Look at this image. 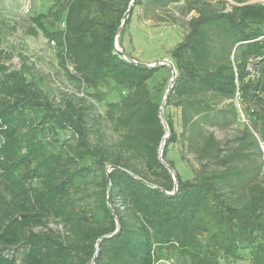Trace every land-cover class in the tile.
Wrapping results in <instances>:
<instances>
[{"label":"trees","instance_id":"1","mask_svg":"<svg viewBox=\"0 0 264 264\" xmlns=\"http://www.w3.org/2000/svg\"><path fill=\"white\" fill-rule=\"evenodd\" d=\"M132 1L66 0L64 27L55 30L42 20L59 21L60 10L33 20L55 41L69 78L100 100L102 87L125 91L106 102V120L120 135L114 146L92 140L100 119L84 103H55L24 60L13 69L12 54L0 51V264H264V183L235 167L184 180L167 158L181 138L201 156L217 151L214 134L203 129L219 119L217 99L237 98L264 143V4L233 0L231 10L215 12L190 0L197 15L170 53L176 73L168 69L167 77L176 76L165 106L179 110L178 134L172 115L166 124L161 117V88L148 84L166 66L135 63L115 48ZM148 1L164 7L180 0ZM132 15L119 34L122 49ZM213 34L225 40L219 48ZM86 179L99 181L100 217L84 205L92 197L81 185ZM57 219L65 234L36 231Z\"/></svg>","mask_w":264,"mask_h":264},{"label":"rangeland","instance_id":"2","mask_svg":"<svg viewBox=\"0 0 264 264\" xmlns=\"http://www.w3.org/2000/svg\"><path fill=\"white\" fill-rule=\"evenodd\" d=\"M66 0H0V51L12 54L8 64L13 69L21 67L23 60L31 67V78L55 103L63 100L81 101L88 107L92 116L99 117V132L91 135L92 140L114 146L120 139L105 117L106 102L119 101L125 91L114 87L100 90L106 94V100H100L95 91L78 80L68 77L66 69L58 57L57 45L52 44L44 33L34 23V18L46 14L50 8L61 11L59 21L53 16L42 22L50 30L63 28ZM196 8L212 11L231 10L235 5L233 0H198ZM248 3H263L264 0H251ZM190 0L169 2L166 6H158L148 0H143L139 6H134L131 20L123 37V49L129 58H134L142 64H155L163 60L172 62L171 51L180 43L189 31V21L197 15ZM213 42L219 48L225 41L222 36L213 34ZM119 49L123 50L117 41ZM161 69L158 75L149 81V87L154 90L161 88L162 95L167 94L172 84L168 80L169 64ZM66 68H71L69 64ZM174 73V72H173ZM114 86V85H112ZM165 102V97L163 104ZM84 103V104H83ZM219 119L210 120L203 125L205 133L214 134L217 141V151L210 156H201L199 146L181 138L169 146L167 158L174 162L176 170L184 180H193L202 175H210L235 167L253 174L251 183H264V143L259 140V124L249 117L237 98L216 101ZM235 108V113H234ZM171 114L178 134L181 133V117L175 107L162 106L161 117L166 124V117ZM59 137L67 144L75 143V136L70 131H60ZM1 142V140H0ZM141 168L139 164L134 165ZM98 179L81 182L92 195L86 198L84 205L92 214L100 217L98 197L100 192ZM242 190V187L238 189ZM52 230L65 234L66 229L59 219L51 220L47 228H37L36 231ZM242 254L248 250L241 251ZM21 257V253H19ZM226 264L225 262H223ZM241 264H249L247 261Z\"/></svg>","mask_w":264,"mask_h":264},{"label":"water","instance_id":"3","mask_svg":"<svg viewBox=\"0 0 264 264\" xmlns=\"http://www.w3.org/2000/svg\"><path fill=\"white\" fill-rule=\"evenodd\" d=\"M135 2H136V0H133V1H132L129 10L126 12V16H125V18H124V20H123V23H122V25H121L120 30L118 31V34H117V37H116V43H115V48H116V50H117L118 52L122 53L123 56H124L126 59H128V60H129V57H128L125 53H123V50L119 49L118 44H117V41H118L119 34H120L121 30L124 28V26H125V24H126L128 18L130 17V15H131V13H132V11H133V8H134V6H135ZM133 62L138 63V61H135V60H133ZM141 64H142V63H141ZM165 64H169V65L171 66V68L173 69L174 74L176 73V70H175V67H174L173 63H172L171 61H168V60H163V61H161V62H159V63H155V64H143V65H146V66H148V67H157V66H159V65H165ZM175 77H176V76L174 75V78L172 79L171 87H173V81H174ZM170 90H171V89H170ZM170 90H168V92H167V94H166V96H165V102H164L163 106H165V104H166V100H167V98H168V96H169ZM169 135H170V134L168 133V134L164 137V140H163V142H162V146H161V149H160V158H162V156H163V151H164V147H165V144H166V139L169 138ZM170 171L172 172L173 177H174V180H175V189H177V185H178V184H177V175H176V172H175L174 169H171V168H170Z\"/></svg>","mask_w":264,"mask_h":264},{"label":"built area","instance_id":"4","mask_svg":"<svg viewBox=\"0 0 264 264\" xmlns=\"http://www.w3.org/2000/svg\"><path fill=\"white\" fill-rule=\"evenodd\" d=\"M62 26L64 27V23H62ZM52 44H55V41H51Z\"/></svg>","mask_w":264,"mask_h":264}]
</instances>
